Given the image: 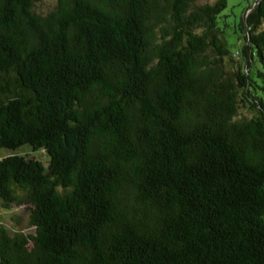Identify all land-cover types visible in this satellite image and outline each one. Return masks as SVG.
<instances>
[{"label":"trees","instance_id":"trees-1","mask_svg":"<svg viewBox=\"0 0 264 264\" xmlns=\"http://www.w3.org/2000/svg\"><path fill=\"white\" fill-rule=\"evenodd\" d=\"M39 1L0 0V264H264V0L236 52L227 0Z\"/></svg>","mask_w":264,"mask_h":264},{"label":"rangeland","instance_id":"rangeland-1","mask_svg":"<svg viewBox=\"0 0 264 264\" xmlns=\"http://www.w3.org/2000/svg\"><path fill=\"white\" fill-rule=\"evenodd\" d=\"M216 0H195L191 5L189 11H194L196 8L204 5H212ZM255 0H227V7L223 10L217 18V23L223 31V41L226 48L230 52H236L243 46V39L240 36L239 25L244 11L250 6H253ZM58 0H40L34 4V11L41 17L47 16L55 10ZM166 20H169V15H164ZM166 26L163 22L156 27H153L156 38H159L160 28ZM157 43V41H154ZM207 60L213 65H220L222 74L227 77L236 71L234 61L224 60L220 61L215 53H206ZM235 82V81H234ZM236 83V82H235ZM249 117V113L245 109H240L238 118ZM11 154V152L0 149V159ZM15 154L25 155L40 162L43 166H47L48 157L42 151L32 152L28 146L19 148ZM28 210L26 206L11 205L8 210H4L0 205V224L4 227L6 232L12 236L19 233L22 237L33 234V228H30L28 222Z\"/></svg>","mask_w":264,"mask_h":264}]
</instances>
